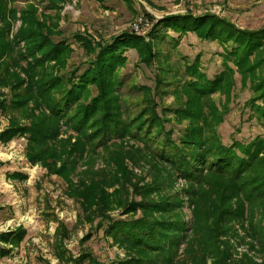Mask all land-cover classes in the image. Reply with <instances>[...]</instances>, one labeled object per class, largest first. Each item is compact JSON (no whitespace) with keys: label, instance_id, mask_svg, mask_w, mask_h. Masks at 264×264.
Returning <instances> with one entry per match:
<instances>
[{"label":"rangeland","instance_id":"obj_1","mask_svg":"<svg viewBox=\"0 0 264 264\" xmlns=\"http://www.w3.org/2000/svg\"><path fill=\"white\" fill-rule=\"evenodd\" d=\"M188 13L214 16L218 28L237 36L264 37V0H0V134L18 133L0 139V232L8 222L28 230L0 264H60L53 243L61 221L71 230L72 255L88 249L99 264H264V144L241 175L217 172L210 158L194 182L148 145L145 137L158 127L139 125L153 115L177 141L203 142L200 151L221 141L264 140V52L256 66L254 56L241 69L225 63L223 44L164 25ZM34 19L46 22L45 31ZM78 33L103 45L133 37L120 47L123 62L102 76L104 61L86 53ZM45 38L50 46L40 45ZM60 42L70 46L53 50ZM260 44L264 50V39ZM193 61L219 73L221 84L203 91L192 85L186 68ZM94 69L97 78L61 106L69 88L61 78L77 83ZM92 103L98 107L90 117H80ZM71 184L79 202L68 195ZM109 219L126 231H97Z\"/></svg>","mask_w":264,"mask_h":264},{"label":"trees","instance_id":"obj_2","mask_svg":"<svg viewBox=\"0 0 264 264\" xmlns=\"http://www.w3.org/2000/svg\"><path fill=\"white\" fill-rule=\"evenodd\" d=\"M34 21L35 24H37L39 30L42 31L43 27L46 25V22L41 21L39 19H34ZM214 21H215L214 16L199 17L188 13V14H178L175 16H170L168 18H165L164 25H167V27L174 29L175 32H180L179 35H182L184 33L194 32V33H198L199 36L204 38L205 40L207 39L206 40L207 42L211 41V42L219 43L220 45L223 44L224 48L226 49V53L222 54L224 57V62L229 63L230 60H232L235 64H237V66H239L240 69L243 68L247 64V62H249V58L251 56L260 59L255 63V66L257 63L262 61L261 60L262 58H260V56L264 52V50L257 49L258 48L257 44L258 43L262 44L264 37L262 38L260 37L259 34L253 35L250 33H248L245 36L242 35L244 33L241 32L237 33L239 35L237 36L234 35L233 32H230V29L228 28H221V29L218 28V24L215 23ZM158 26L159 25H157V28ZM50 34L52 35V32H50ZM76 35H77L76 37L79 38V40H82L83 42H85V44H87L88 49L86 50V53L90 54L91 55L90 57L95 56L98 60L104 61L103 69L99 72V75L102 76L105 74L111 75L112 72L111 69L115 65H120L123 62L120 47H122L123 45L125 46L124 41L130 40V38L133 37L129 33H124L118 38H116L110 45L109 44L103 45L101 43H97L94 39L89 37L88 34L78 33ZM226 37H231V38L229 39ZM225 38L228 40H225ZM229 42H231L230 45L228 44ZM39 43H41L40 45L43 44V46L51 45V43H49V38H45ZM261 44L259 45L260 48H261ZM69 46L70 45L67 43L63 45L62 42H60L54 44L52 49L60 51L62 48H67ZM129 46L131 47L137 46V41L135 40L134 42H131ZM52 49L48 50L46 53L49 54L52 51ZM253 50H255L256 52L252 55L250 53ZM42 55H44V53ZM202 56L203 53L198 55L196 57V62L197 61L200 62ZM196 62L193 61L186 68L187 69L186 73L188 74V77H190L191 79L190 83L192 85H198L199 89L203 91L207 88L213 87L214 85L219 86L221 84L222 78L221 76L220 77L218 76L219 73L210 74L208 72H205L204 69H202L203 66H201L202 68L196 67ZM210 63H215V65L213 66L214 68L217 66L215 60L214 61L211 60ZM213 67L210 69H213ZM232 68H230L229 70H231ZM93 71L94 72L92 76L88 72L84 71L81 74L82 76L80 78V81H77V83L75 82L73 83L72 82L73 80L68 75L61 78V83L65 86H69V88L68 89L66 88V91L64 92L65 95L61 102V106L62 103L64 104L66 102L68 103V106L71 105V103L76 99V97H78V95L83 93L86 85L91 83L94 78H97L98 74L95 72V69ZM262 91L263 92L261 95H264V90ZM97 107L98 105L96 103L87 104L83 106L82 107L83 112L80 114V117H84L85 119L87 117H90L92 111ZM56 108L57 110L59 109L57 112H60L62 109V107L60 106ZM258 119L260 120L264 119V111L261 114V116L258 117ZM153 120H155V116L151 115L149 118H146L143 122L139 124V125H143L145 129H148L151 124L154 125L155 128L158 127L156 132L150 133L147 138L145 137V140L148 142V145L151 144L156 145L155 148L159 151L160 155L164 157L166 161L169 162V164H171V166L174 169L181 171V174L183 176H185L187 179L193 180L194 182H197L198 179H203L202 176L203 170L202 168H199V165H201V162H204V160L206 163L209 162L210 158H211L210 168L215 169L217 172L228 173L226 171L228 168H230L232 171L236 173V176L241 175L243 171L248 169L250 163H252V161L256 159L255 155L257 154V152H259V150L264 144V140L261 138V136H257L253 140L247 143L242 141L240 142L237 140L234 141L231 145H227V144L225 145L223 144L222 141L221 142L217 141L218 143L214 144L213 146H210L209 148L205 147L204 149L202 148V150L200 151L198 147H201V144L203 142L200 141L198 142V140H194V144L191 145L188 143V140H185V142L177 141V139L171 137L172 130L166 131L164 123L163 124L161 122L159 124L157 122L154 123ZM17 134L18 133H12V131L7 130L0 134V139L7 141L15 138ZM215 145L217 147H215ZM209 154L212 155V157H210ZM10 177L18 178V179L21 178L22 180L27 178L26 175L22 176L21 173H12ZM68 187H69L68 195L73 197L76 201H78L79 200L78 194L77 191H75L77 189L76 188L77 185L71 184V186L69 185ZM93 203L94 202L90 198L88 200V205L87 203L85 204V206L91 207L90 209L89 207H87V210H90L91 215L95 213L94 212L95 210L93 209ZM98 213L102 215V213L99 210ZM94 216L95 215L90 216L91 223H93L94 221ZM107 223H108V227L107 226L105 227L103 223L102 226L101 222H99L97 226V231L104 228L105 233H107V235L110 234L116 235L115 231L121 228L120 223L115 222L114 227L112 225L113 224L112 219H109ZM123 227L121 228L123 229L122 231H126L124 230ZM70 232L71 230L68 229L65 223H63L62 221L59 222V225L54 234L55 241L53 243V248H54V254L56 258L59 260L60 264H99V260L94 256L93 252L88 249H84L79 256L72 255V253L70 252V250L66 245V240L70 237ZM27 234L28 231L24 227H19L16 230L10 232L0 233V242L7 245L6 247L0 246V258L11 256L14 250L16 249V247H19L21 243L24 241ZM128 234H130L131 237H135L134 238L135 240L140 239L139 238L140 236L136 237L134 236V234H132V232ZM152 236H154V233L149 232L147 238L149 239ZM92 237H93V231H90L81 240V242L84 243L86 241H89ZM127 237L129 238L130 236L127 235ZM136 263H137L136 261L131 262V264H136ZM116 264H127V263H125V261L123 260L121 261L118 260Z\"/></svg>","mask_w":264,"mask_h":264},{"label":"crops","instance_id":"obj_3","mask_svg":"<svg viewBox=\"0 0 264 264\" xmlns=\"http://www.w3.org/2000/svg\"><path fill=\"white\" fill-rule=\"evenodd\" d=\"M19 227H24V226H22V225H20V226H18V227H14V228H11L10 227V222H8V224L6 225V230L5 231H1L0 233H2V232H10V231H13V230H16L17 228H19ZM25 228V227H24ZM26 230H27V228H25ZM28 231V230H27ZM26 239V238H25ZM24 239V240H25ZM23 243V242H22ZM21 243V244H22ZM0 244H3L4 246H2V247H6L7 245H5L4 243H2V242H0ZM1 246V245H0ZM20 247H21V245L19 246V247H16V249L15 250H19L20 249ZM14 250V251H15ZM13 254H14V252H13ZM13 254L11 255V256H13ZM53 255H54V257L56 258V256H55V254H54V250H53ZM11 256H8V257H4V258H9V257H11ZM4 258H0V260L1 259H4ZM57 259V258H56ZM58 260V259H57ZM59 261V260H58ZM48 263H50V264H53L52 263V261L50 260V261H47V263L46 264H48ZM60 263V262H59Z\"/></svg>","mask_w":264,"mask_h":264},{"label":"built area","instance_id":"obj_4","mask_svg":"<svg viewBox=\"0 0 264 264\" xmlns=\"http://www.w3.org/2000/svg\"><path fill=\"white\" fill-rule=\"evenodd\" d=\"M134 27H135L136 30L139 29V27H140V23H139V22H136V23L134 24Z\"/></svg>","mask_w":264,"mask_h":264}]
</instances>
